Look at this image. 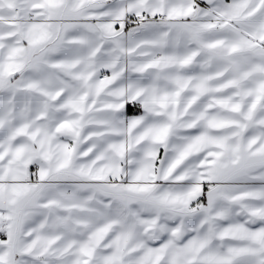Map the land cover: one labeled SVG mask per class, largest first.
Wrapping results in <instances>:
<instances>
[{
	"label": "snow or ice",
	"instance_id": "1",
	"mask_svg": "<svg viewBox=\"0 0 264 264\" xmlns=\"http://www.w3.org/2000/svg\"><path fill=\"white\" fill-rule=\"evenodd\" d=\"M0 264H264V0H0Z\"/></svg>",
	"mask_w": 264,
	"mask_h": 264
}]
</instances>
